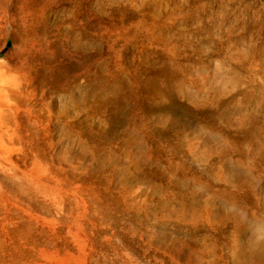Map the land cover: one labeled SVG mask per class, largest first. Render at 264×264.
<instances>
[{
    "label": "rangeland",
    "instance_id": "1",
    "mask_svg": "<svg viewBox=\"0 0 264 264\" xmlns=\"http://www.w3.org/2000/svg\"><path fill=\"white\" fill-rule=\"evenodd\" d=\"M0 62V264H264V0H0Z\"/></svg>",
    "mask_w": 264,
    "mask_h": 264
},
{
    "label": "bare ground",
    "instance_id": "2",
    "mask_svg": "<svg viewBox=\"0 0 264 264\" xmlns=\"http://www.w3.org/2000/svg\"><path fill=\"white\" fill-rule=\"evenodd\" d=\"M68 39V38H67ZM96 61V60H95ZM94 63V62H93ZM97 63V62H96ZM74 68V67H73ZM56 70V69H55ZM54 70V71H55ZM61 70V69H60ZM74 70V69H73ZM18 72V76H17ZM56 72V71H55ZM60 73V71H59ZM58 74V73H57ZM61 74V73H60ZM55 75V74H54ZM67 75V74H66ZM83 72L79 71L74 76V87L78 90L81 88V79L83 77ZM43 77V73L40 70H25L22 63H11L5 64L0 62V96L14 97L17 96L16 91H18L23 85L32 86L34 83L40 82ZM56 77V76H55ZM67 77V76H66ZM64 79V78H63ZM65 80V79H64ZM62 81L60 80V84ZM66 82V81H65ZM56 82V86H57ZM64 83V81H63ZM69 84V83H68ZM73 84V83H72ZM59 85V84H58ZM61 86V85H59ZM73 87V88H74ZM32 88V87H31ZM64 89V87H63ZM83 90V88H82ZM129 90V89H128ZM36 91V90H34ZM81 93V90H80ZM81 96V95H80ZM79 96V97H80ZM122 102V101H121ZM127 102V101H126ZM125 104V103H124ZM190 169V168H189ZM173 182V181H172ZM187 186V185H186ZM183 187V186H182ZM190 190V189H189ZM192 190V189H191ZM194 192V191H193ZM192 197V196H191ZM193 198V197H192ZM198 198V197H197ZM194 199V198H193ZM195 201V200H194ZM235 211V209H234ZM237 212V211H236ZM242 212V211H241ZM235 214V213H234ZM239 215V214H238ZM241 215V214H240ZM236 217V216H235Z\"/></svg>",
    "mask_w": 264,
    "mask_h": 264
}]
</instances>
